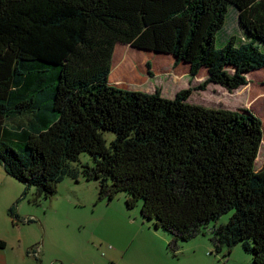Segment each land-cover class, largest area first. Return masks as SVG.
I'll return each instance as SVG.
<instances>
[{
  "label": "trees",
  "instance_id": "16d2710c",
  "mask_svg": "<svg viewBox=\"0 0 264 264\" xmlns=\"http://www.w3.org/2000/svg\"><path fill=\"white\" fill-rule=\"evenodd\" d=\"M119 43L234 90L264 68V0H0V163L26 186L20 199L53 197L66 178L96 182L100 200L140 206L174 251L231 213L211 240L264 264L260 117L189 103L193 88L172 99L117 88Z\"/></svg>",
  "mask_w": 264,
  "mask_h": 264
},
{
  "label": "rangeland",
  "instance_id": "374dc122",
  "mask_svg": "<svg viewBox=\"0 0 264 264\" xmlns=\"http://www.w3.org/2000/svg\"><path fill=\"white\" fill-rule=\"evenodd\" d=\"M234 24L236 14L229 21L230 29ZM121 57L123 60L119 61ZM125 67L129 72L118 74ZM148 70L153 72L152 76ZM229 70L233 72L231 67ZM175 72L182 76L177 85ZM120 76L123 82L116 83ZM208 76L206 69L191 75L189 64L176 63L171 54L119 43L110 83L119 89L146 93L159 88L163 97L171 99L180 90L193 88L189 103L226 109L234 114L252 110L264 124V68L248 73V82L234 90L207 82ZM113 137V133H106L108 143ZM80 159L82 163H92L87 153ZM263 166L264 144L257 168ZM25 189L0 163V239L8 242L0 248V254L10 259V264H252V255L243 244L231 249L224 245L218 250L211 240L213 226L226 223L231 213L209 224L205 235L180 243L174 251L169 246L170 234L155 229L152 222L144 219L140 206L128 208L124 194L111 201L100 200L96 182L81 178L77 183L66 178L59 184L57 193L47 199L35 197V188L20 199ZM33 249L36 256L29 255Z\"/></svg>",
  "mask_w": 264,
  "mask_h": 264
},
{
  "label": "bare ground",
  "instance_id": "6f19581e",
  "mask_svg": "<svg viewBox=\"0 0 264 264\" xmlns=\"http://www.w3.org/2000/svg\"><path fill=\"white\" fill-rule=\"evenodd\" d=\"M120 60H123V58L121 57V59H119V61ZM117 64H118V61L116 62V65ZM116 65H115V68H116ZM128 72H129V69H126V67H125V69H122L120 73H118V72L117 73L121 74V75H124L123 73L127 74ZM173 74H174V79H175L174 83L177 85L178 83L181 82L182 76H181V74H179L177 72H175ZM117 79H119V81H116V83L123 82V78L121 76H120V78H117ZM263 144H264V139H263Z\"/></svg>",
  "mask_w": 264,
  "mask_h": 264
},
{
  "label": "crops",
  "instance_id": "0c3cea01",
  "mask_svg": "<svg viewBox=\"0 0 264 264\" xmlns=\"http://www.w3.org/2000/svg\"><path fill=\"white\" fill-rule=\"evenodd\" d=\"M2 240H4L5 242H6V246L8 245V242H7V240H5V239H2ZM29 255H34V256H36V252H35V249H33V251H32V254H31V252L29 253ZM8 257V256H7ZM0 262H3V263H0V264H10V259L8 260L7 258H5V256L3 257L1 254H0Z\"/></svg>",
  "mask_w": 264,
  "mask_h": 264
},
{
  "label": "flooded vegetation",
  "instance_id": "af4514ba",
  "mask_svg": "<svg viewBox=\"0 0 264 264\" xmlns=\"http://www.w3.org/2000/svg\"><path fill=\"white\" fill-rule=\"evenodd\" d=\"M152 72V71H151ZM153 75V72H152V74L150 75V76H152Z\"/></svg>",
  "mask_w": 264,
  "mask_h": 264
},
{
  "label": "water",
  "instance_id": "95a60500",
  "mask_svg": "<svg viewBox=\"0 0 264 264\" xmlns=\"http://www.w3.org/2000/svg\"><path fill=\"white\" fill-rule=\"evenodd\" d=\"M175 60H177V59L175 58Z\"/></svg>",
  "mask_w": 264,
  "mask_h": 264
}]
</instances>
